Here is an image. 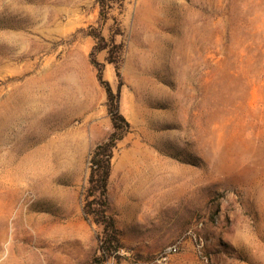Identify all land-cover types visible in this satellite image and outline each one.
<instances>
[{"label":"rangeland","instance_id":"obj_1","mask_svg":"<svg viewBox=\"0 0 264 264\" xmlns=\"http://www.w3.org/2000/svg\"><path fill=\"white\" fill-rule=\"evenodd\" d=\"M99 73L101 264H264V0H0V264H98Z\"/></svg>","mask_w":264,"mask_h":264},{"label":"trees","instance_id":"obj_2","mask_svg":"<svg viewBox=\"0 0 264 264\" xmlns=\"http://www.w3.org/2000/svg\"><path fill=\"white\" fill-rule=\"evenodd\" d=\"M109 55L111 56L112 52H110ZM91 63L96 66V62L93 59ZM117 75L119 76L118 73ZM98 81L103 86L106 93V108L112 130L107 139L95 147L91 155V172L87 190L88 202L84 208V213L88 216H92L93 221L102 227L101 236L98 240V252L100 256L95 258V262L101 264L111 258L118 259V252L122 248L117 236L114 219L109 216L107 212V188L111 175L113 150L128 133L129 124L119 111L120 87H118L116 93H113L108 83L102 80L100 73L98 74ZM96 195L100 199V208L97 211H93L91 209L92 202H89V199Z\"/></svg>","mask_w":264,"mask_h":264},{"label":"built area","instance_id":"obj_3","mask_svg":"<svg viewBox=\"0 0 264 264\" xmlns=\"http://www.w3.org/2000/svg\"><path fill=\"white\" fill-rule=\"evenodd\" d=\"M178 251V246L177 245H173L170 246L169 248L166 249V254H175Z\"/></svg>","mask_w":264,"mask_h":264},{"label":"bare ground","instance_id":"obj_4","mask_svg":"<svg viewBox=\"0 0 264 264\" xmlns=\"http://www.w3.org/2000/svg\"><path fill=\"white\" fill-rule=\"evenodd\" d=\"M0 237H1V238L4 237V232H2V233L0 234ZM2 241H3V240H0V243H1Z\"/></svg>","mask_w":264,"mask_h":264}]
</instances>
